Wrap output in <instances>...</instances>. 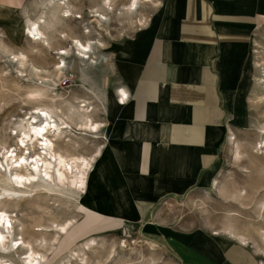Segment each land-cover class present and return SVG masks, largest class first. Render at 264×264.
<instances>
[{"label":"rangeland","instance_id":"1","mask_svg":"<svg viewBox=\"0 0 264 264\" xmlns=\"http://www.w3.org/2000/svg\"><path fill=\"white\" fill-rule=\"evenodd\" d=\"M108 1L103 7L99 0H64L70 18L51 27L54 6L48 0H0V209L10 219V224H4L8 231L0 224L6 234L0 259L26 264L28 252L33 251L40 264H181L163 233L179 226L205 233H241L264 258V238L257 232L258 228L264 231V218L257 216L258 204L264 200V20L250 34L242 111L230 130L240 156L236 160L232 155L229 132V143L216 164L217 185L212 181V186H196L180 197L165 198L159 215L163 227L158 229L163 235L154 233V222L149 220L122 221L87 207L80 188L73 189L68 181L77 173L78 163L68 170L61 168L65 177L57 180L51 159V177L42 174L19 188L23 192L16 198L2 199L5 189L12 188L10 169L30 172L25 169L29 167L8 166L5 156L14 152L30 158L42 151L35 138L26 145L19 142L20 130L35 107H50L54 118L58 113L70 125L59 138L48 134L53 151L63 156L96 157L107 124L121 113L114 97L124 81L120 51L137 32L157 25L167 0H136L135 8L130 7L132 0ZM38 16L46 20L39 24L46 39L43 44L24 30L27 20ZM72 37L92 41L87 58L76 55ZM59 48L67 54L63 55L66 66L58 75L63 57L56 53ZM82 104L87 108L79 107ZM84 116L104 126L97 134L81 130L78 124ZM239 192L243 194L237 198ZM65 221L71 222L61 232Z\"/></svg>","mask_w":264,"mask_h":264},{"label":"crops","instance_id":"2","mask_svg":"<svg viewBox=\"0 0 264 264\" xmlns=\"http://www.w3.org/2000/svg\"><path fill=\"white\" fill-rule=\"evenodd\" d=\"M163 12L120 51L124 81L116 88L127 98L115 91L121 113L106 126L81 194L104 215L154 222L181 264H264L237 236L181 226L158 231L165 198L216 181L240 119L247 46L264 20V0H167Z\"/></svg>","mask_w":264,"mask_h":264},{"label":"bare ground","instance_id":"3","mask_svg":"<svg viewBox=\"0 0 264 264\" xmlns=\"http://www.w3.org/2000/svg\"><path fill=\"white\" fill-rule=\"evenodd\" d=\"M48 1L51 4H53V6H54L53 7L54 13L52 12L51 27L53 26L54 22H59L64 17L70 18V14H69V11L66 9V3L64 2V0H48ZM99 1H100L101 6L106 5L109 2L108 0H99ZM136 2H137L136 0H132L130 3V7L136 6ZM130 7H128V8H130ZM109 9H111V8L109 7ZM95 16H98L101 19L104 18L102 15H99V14L95 15ZM78 17H80V16L78 15ZM98 21H100V19H98ZM40 22L45 23L46 20L43 19L42 16H38L36 20H30L29 19V20H27V23L25 25L24 30L27 31L28 37H30L34 42H36V43L42 42V44H43L44 42H46V39L44 37V32L40 29V26H39V24H41ZM85 27H87V26H85ZM86 31H88V30H86ZM62 36L63 37L65 36L64 33ZM70 40H71V45L77 51L76 55L81 57L82 59L87 58L88 57L87 54L89 53L90 50H92V45H93L92 41L86 40V42L83 43L77 37H72ZM46 45H48V44H46ZM99 45L101 46L102 44L99 43ZM59 50L60 51H58L56 53H58L62 56L63 55L65 56L67 54V50H65L64 48H59ZM64 56L61 57L62 63L60 65H58L56 68L58 71V75L62 73L63 67L66 66V62L64 61V58H65ZM93 63H94V61H93ZM261 64H263V63H261ZM255 65L258 66V64H256V63H255ZM260 71H261V69H260ZM115 91L117 92V94L115 93L116 97L118 96V94H121L120 95L121 99H122V97L127 98V93L123 88H119V89L116 88ZM30 95L34 96L35 94L30 93ZM56 97H57V95H56ZM82 101H84V100H82ZM79 107H81L83 110L85 108H87L86 104H82ZM35 108H36V111L31 112L32 115L29 117V121H26L27 125L24 126L23 128H21V130H20L21 137H20L19 142L22 145H26V144H28V142L30 140L35 138L37 143L40 145L39 147L42 151L39 152L36 156L30 157V158H29V156L26 157L24 155L23 156H21V155L16 156V155H14V152L5 156L6 161H7V165L9 164L8 166L14 165L15 167L18 166L20 168L29 167V168H25V169H29L30 172L22 173L17 169H13V170L10 169L11 179H9V180L12 183V188H9V189L6 188L4 193L1 194V197L3 200L16 198L20 193L23 192L22 189H19V188L26 185V183L30 184L31 181L37 179L40 176L44 175L46 177H51L50 171H49L53 165L51 159H54V162H55V165H54V171L55 172L54 173H55V178L57 180H61L65 177L66 172L64 173L61 168H63V170H65V169L68 170L67 168H69V169L72 168V163H75V164L78 163L75 165V167H77V169H78L77 173L75 175H72V177L68 181H69V185L71 187H73V189H79L80 188L79 189L80 191L85 188L86 179H87V175H88L87 169L89 167H90V169H92L91 168V160L95 157L93 155H92L93 157H87V156H81V155L80 156H71V155L63 156V155H61L59 153H55L53 151L52 142H51L50 138H48V134H51V136L59 138L62 136L63 130H65L66 128H70V125L66 121H63L64 119L62 120L57 112H56L57 114H55V118H57V120H56L54 118V116L51 115V112L49 110L50 107H48L46 105H44L43 107H35ZM30 119H32V120L30 121ZM98 125H99L98 123H93L88 116H84L80 125H79V128L81 130H86V131H89L91 133L97 134L96 130H97ZM104 138L106 139V135ZM229 138L231 139V144H232V146H231L232 147V155H234V159L238 160V158L240 156L238 142L232 133L229 134ZM98 150H97V152H98ZM42 154H44L45 156H48V158H50V160L47 159L46 157H41ZM58 167H60V168H58ZM42 169H43V171H42ZM73 171H75V170H73ZM71 172H72V170H71ZM213 184L216 186L217 181H215ZM82 186H84V187H82ZM242 194H243L242 192H239L237 194L238 195L237 198L241 197ZM263 211H264V200H262L258 204V212H259L257 214V216L259 217L258 219L264 218ZM232 214L235 215V213H232ZM70 222L71 221H65L60 226V231L65 232L66 228L70 224ZM0 224L2 226H4L3 227L4 230L8 231V226L4 225V224H10V219H9L8 215L6 214V212L3 208L0 209ZM230 228H231V230H233L232 229L233 227H230ZM4 230L0 229V249H3L6 247L5 244L3 243L4 239L6 238V234H5ZM234 231H235V229H234ZM257 232L259 233V235L261 237L264 238L263 229L258 228ZM214 233L216 234L218 232L215 231ZM228 234L231 236H237L238 238H240L242 240L246 239L244 235H241V233L236 234V233L229 231ZM10 241L13 242V240H10ZM89 243L87 242L86 246H88ZM34 255H36L35 252H33V251L28 252V254L25 258V259H27L25 261L26 264H40L39 259ZM0 264H13V262L9 258L8 259L5 258V259H0Z\"/></svg>","mask_w":264,"mask_h":264}]
</instances>
